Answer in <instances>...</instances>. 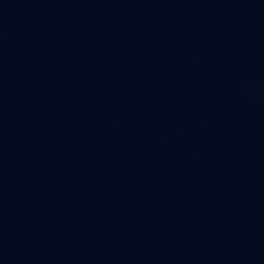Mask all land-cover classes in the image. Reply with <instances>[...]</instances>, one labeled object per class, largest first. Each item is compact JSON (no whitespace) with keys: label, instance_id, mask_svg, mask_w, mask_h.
Segmentation results:
<instances>
[{"label":"water","instance_id":"water-1","mask_svg":"<svg viewBox=\"0 0 264 264\" xmlns=\"http://www.w3.org/2000/svg\"><path fill=\"white\" fill-rule=\"evenodd\" d=\"M0 84L116 264H264V0H0Z\"/></svg>","mask_w":264,"mask_h":264}]
</instances>
